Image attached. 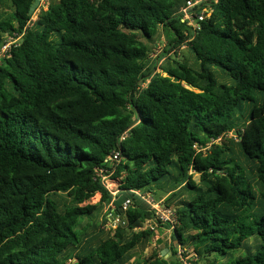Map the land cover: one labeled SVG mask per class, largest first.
<instances>
[{
	"label": "trees",
	"instance_id": "16d2710c",
	"mask_svg": "<svg viewBox=\"0 0 264 264\" xmlns=\"http://www.w3.org/2000/svg\"><path fill=\"white\" fill-rule=\"evenodd\" d=\"M184 2L49 0L26 28L0 66V264H128L154 236L137 230L152 215L135 191L173 194V256L264 264V0L209 1L195 30ZM3 3L0 46L35 11ZM95 167L118 184L114 201ZM96 194L111 206L100 223L83 206ZM109 214L124 224L99 238Z\"/></svg>",
	"mask_w": 264,
	"mask_h": 264
},
{
	"label": "built area",
	"instance_id": "2783aa9c",
	"mask_svg": "<svg viewBox=\"0 0 264 264\" xmlns=\"http://www.w3.org/2000/svg\"><path fill=\"white\" fill-rule=\"evenodd\" d=\"M209 1H216V0H185V2L182 5H180L178 8V16L180 17L181 22L186 24L187 27L195 30L198 27L199 22H202L204 18L210 13V8L208 7ZM48 3H49L48 0H40L38 6L35 8V11L31 16V19L29 20V22L27 23V25L25 26L24 30L21 33L13 32L11 34H6L4 36L3 42L0 46V66L2 65L4 60L11 57L12 50L15 49L20 44L26 28L32 26L33 22L37 18V14L39 13V11L41 9H45L48 6ZM119 161H120L119 153L113 152L105 158L104 163L108 164L109 166L112 165L114 166L118 164ZM95 172L98 177H101V183L110 192V194L112 195V199L114 201V198L118 193V184L115 186L116 190L110 189L106 184L107 175H105V170L99 167H95ZM134 194L139 196L143 200L145 199V195L140 191H135ZM147 199L150 200V197L147 196ZM148 205L150 206V213L152 215V218L144 223L145 224L144 229H143L144 226L143 224V226L137 230H152L154 232L156 229L161 228L162 225H165V227L168 226L167 228H169L172 232L174 226L177 224V216L175 214V210L171 206H167L162 203L157 204L155 202H149ZM130 206H131V200L127 199L122 203L120 209L122 210V212H124ZM111 216L113 218L112 222L115 225V228L120 223L124 224L123 221L124 215L109 214L108 221L110 220ZM177 249H178L177 250L178 255L182 257L181 258L182 264H191L190 262L194 261L195 257L193 253H185L183 252L182 249L180 248ZM183 254H185L186 256H183Z\"/></svg>",
	"mask_w": 264,
	"mask_h": 264
},
{
	"label": "rangeland",
	"instance_id": "374dc122",
	"mask_svg": "<svg viewBox=\"0 0 264 264\" xmlns=\"http://www.w3.org/2000/svg\"><path fill=\"white\" fill-rule=\"evenodd\" d=\"M10 11H11V8H10L8 3H3V5H0V13L1 12L9 13ZM166 42H167L166 36L163 35V33H161V36L156 39L157 49L155 51H153L150 55L151 60L154 61V59L156 60V58H158V56H160L161 54H164L165 51L163 52V50L167 49ZM165 55H171V54H165ZM178 55L180 57L187 56L188 54H187L186 48L183 47L178 52ZM159 64H161V63L158 62V64H156L154 67L157 68L159 66ZM194 178L196 180H198L197 176H195ZM106 184L110 189L116 190L115 186L117 185V183L115 181L111 180L109 176H106ZM175 193H178V191ZM143 194L145 195V199L144 200L141 198H139V199H140V202H142L148 208V211L150 210V206L148 205L149 202H155L157 204H161V203L165 204L166 201L169 198H171V196L173 195V194H169L167 192H157L155 194V196H151L145 192H143ZM147 196L150 197V200L147 199ZM186 198H187L186 193H183L180 195V197L177 198V200H174V202H175L174 204L176 205L177 202H179L180 200L184 201V200H186ZM85 205H93V206H97L100 208L98 223H100V221L102 220V217H104V215H106L109 212L108 210L110 208L109 205L108 206L107 205H103V206L101 205V195L100 194H96L88 202L83 204V206H85ZM112 220H113V218L111 216L110 220L108 221V224L105 226V228L101 229V230H103V233L97 234L100 236L99 238L104 239L108 233L112 234V230H114V228H115V225L113 224ZM98 223H97V225H98ZM144 228H145V224L143 226V229ZM171 234H172L171 230L167 227H165V228L161 227L159 229H156L154 231V236H152L150 240L141 241L136 245L135 249L130 254V260H129L128 264H135L136 261H139V260L141 261L143 259H146V258L150 257L154 252L157 253L158 255H162V254L164 255V253L166 255L169 246L172 244ZM165 255H164V259H167L168 261H172L174 259L176 260V258L181 260V258H182L180 255H178V253L176 254V256H173L171 253H168V255H166V256Z\"/></svg>",
	"mask_w": 264,
	"mask_h": 264
},
{
	"label": "water",
	"instance_id": "95a60500",
	"mask_svg": "<svg viewBox=\"0 0 264 264\" xmlns=\"http://www.w3.org/2000/svg\"><path fill=\"white\" fill-rule=\"evenodd\" d=\"M39 2H40V0H34V4L31 7V12H33V10L38 6Z\"/></svg>",
	"mask_w": 264,
	"mask_h": 264
},
{
	"label": "crops",
	"instance_id": "0c3cea01",
	"mask_svg": "<svg viewBox=\"0 0 264 264\" xmlns=\"http://www.w3.org/2000/svg\"><path fill=\"white\" fill-rule=\"evenodd\" d=\"M162 255H163V254H162ZM164 255H165V253H164ZM164 255H163V256H164ZM166 255H168V251H167V254H166ZM166 255H165V256H166Z\"/></svg>",
	"mask_w": 264,
	"mask_h": 264
}]
</instances>
